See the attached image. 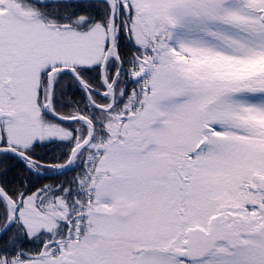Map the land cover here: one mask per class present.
I'll return each mask as SVG.
<instances>
[{
	"label": "snow or ice",
	"instance_id": "obj_1",
	"mask_svg": "<svg viewBox=\"0 0 264 264\" xmlns=\"http://www.w3.org/2000/svg\"><path fill=\"white\" fill-rule=\"evenodd\" d=\"M0 264H264V0H0Z\"/></svg>",
	"mask_w": 264,
	"mask_h": 264
}]
</instances>
